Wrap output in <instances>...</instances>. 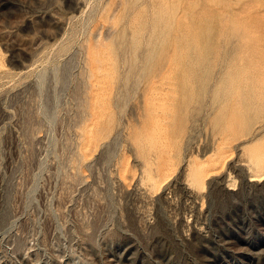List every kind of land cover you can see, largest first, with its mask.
I'll use <instances>...</instances> for the list:
<instances>
[{
    "label": "rangeland",
    "instance_id": "obj_1",
    "mask_svg": "<svg viewBox=\"0 0 264 264\" xmlns=\"http://www.w3.org/2000/svg\"><path fill=\"white\" fill-rule=\"evenodd\" d=\"M0 264H264V0H0Z\"/></svg>",
    "mask_w": 264,
    "mask_h": 264
}]
</instances>
